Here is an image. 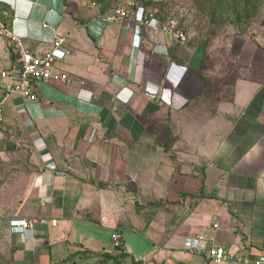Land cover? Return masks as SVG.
<instances>
[{"label":"crops","instance_id":"0c3cea01","mask_svg":"<svg viewBox=\"0 0 264 264\" xmlns=\"http://www.w3.org/2000/svg\"><path fill=\"white\" fill-rule=\"evenodd\" d=\"M128 1L0 0L31 51L68 37L57 69L70 76L28 107L0 95V264L264 256V34L235 41L213 72L174 29L103 18ZM10 63L0 34V71ZM12 218L33 222L26 238Z\"/></svg>","mask_w":264,"mask_h":264},{"label":"built area","instance_id":"2783aa9c","mask_svg":"<svg viewBox=\"0 0 264 264\" xmlns=\"http://www.w3.org/2000/svg\"><path fill=\"white\" fill-rule=\"evenodd\" d=\"M8 12H0V34L6 39L9 47L11 63L0 72V79L5 80V96L17 95L21 98L24 107L33 103L43 102L42 85L49 82H67L70 76L66 72L57 69L58 60L63 53V47L68 42V37L54 34L51 47L44 52L35 53L25 44L24 38L13 32L6 23ZM103 18L107 22H113L117 18L132 19L133 21L149 25L151 18L144 6L137 1H128L125 5L115 7L111 13ZM43 26L48 27L47 23ZM181 40H186L181 36ZM4 121V109L0 104V123ZM55 224V222H54ZM217 226L216 224H214ZM33 222L26 218H12L9 220V229L12 233H19L26 238L32 231ZM115 247L122 244L120 234H113ZM203 237L200 234L188 236L184 243L186 248L195 253L204 247ZM205 259L212 264H264V256L255 258H243L224 246H212L204 253Z\"/></svg>","mask_w":264,"mask_h":264},{"label":"rangeland","instance_id":"374dc122","mask_svg":"<svg viewBox=\"0 0 264 264\" xmlns=\"http://www.w3.org/2000/svg\"><path fill=\"white\" fill-rule=\"evenodd\" d=\"M117 3L112 0V5ZM140 3L161 27L177 29L178 36H185L187 39L180 48L198 51L204 64L214 68L213 72L227 57V51L233 49L235 41L264 34V0H140ZM15 130V135L23 139L22 130ZM126 261L132 262L131 257Z\"/></svg>","mask_w":264,"mask_h":264},{"label":"water","instance_id":"95a60500","mask_svg":"<svg viewBox=\"0 0 264 264\" xmlns=\"http://www.w3.org/2000/svg\"><path fill=\"white\" fill-rule=\"evenodd\" d=\"M5 85H6L5 80H1V83H0V86H1V88H0V95L3 94Z\"/></svg>","mask_w":264,"mask_h":264},{"label":"trees","instance_id":"16d2710c","mask_svg":"<svg viewBox=\"0 0 264 264\" xmlns=\"http://www.w3.org/2000/svg\"><path fill=\"white\" fill-rule=\"evenodd\" d=\"M138 3H140V0H138ZM150 18H151V17H150ZM174 32H179V31H178L177 29H175ZM178 38H179V41H180V42H183V41L181 40V37H180V36H178ZM186 39H187V38H186ZM0 72H1V71H0ZM4 96H5V95H4ZM4 96H3V97H4ZM1 99H2V97H0V101H1ZM3 122H4V121H3ZM3 122H1V123H3Z\"/></svg>","mask_w":264,"mask_h":264}]
</instances>
